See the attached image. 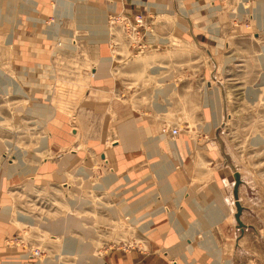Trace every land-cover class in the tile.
<instances>
[{
	"label": "rangeland",
	"instance_id": "rangeland-1",
	"mask_svg": "<svg viewBox=\"0 0 264 264\" xmlns=\"http://www.w3.org/2000/svg\"><path fill=\"white\" fill-rule=\"evenodd\" d=\"M220 259L264 264V0H0V264Z\"/></svg>",
	"mask_w": 264,
	"mask_h": 264
},
{
	"label": "crops",
	"instance_id": "crops-1",
	"mask_svg": "<svg viewBox=\"0 0 264 264\" xmlns=\"http://www.w3.org/2000/svg\"><path fill=\"white\" fill-rule=\"evenodd\" d=\"M90 9H92L91 7H90ZM90 17L91 16H87V18H86V20H89L90 19ZM91 31V33H92V36H89V39L91 40L90 42H92V43H95V42H97V43H99L98 41H95L94 39H96V37H94L93 35L94 34H98V33H100V32H97V31H93V30H90ZM95 32H97V33H95ZM104 32V31H103ZM102 33V32H101ZM99 36H101V34H99ZM74 45V44H73ZM75 46V45H74ZM76 48V46L74 47V49ZM98 72V71H97ZM130 137V136H129ZM125 140H126V148L127 149H129L130 147H131V145L133 144V142H132V139L130 138H128V140H127V137H125ZM151 140V139H150ZM152 141H154V139L152 140ZM151 142H149V144H150ZM152 150L153 151H156V145L155 144H153V145H151L150 146V153H153L152 152ZM107 160V159H106ZM168 163H170L169 161H165V159H163V160H161V161H159L158 163H157V165H158V170H157V175L159 176V178H162L163 179V177L169 172V170H168V168H167V165H168ZM170 168H173V163L171 162V164H170ZM162 171V172H161ZM115 179V176L113 175V174H111V173H109L108 174V176H107V178H105V180H104V185H106V187L108 186V185H110L112 182H113V180ZM130 180V178H128L127 177V180ZM164 180V179H163ZM170 184L169 183H167V184H165L164 185V187H163V190H164V192H169V190H170ZM178 200L179 199H181L183 196H184V194H185V189H184V191H183V189H181V190H179L178 191ZM153 198H155L154 200H156L157 198H158V195L157 196H153ZM190 202H191V205L195 208V210H196V212L198 213V218H197V220H195V221H193V222H190V227H188V228H184L180 223H179V221H178V219H176V218H173V215H176V213L174 212V211H171L170 210V216H171V218L174 220V222H175V226L177 227V230H178V232L180 233V235L183 233V232H185L186 230L187 231H191V230H195V229H197V228H200L201 230H208V229H210V226L213 224V221L214 222H220L222 219L220 218V215H219V213H218V206L217 205H214L213 204V206L212 205H210V209L208 210L207 209V204L206 203H203V204H201V203H197L194 199H191L190 200ZM146 203V202H145ZM140 205V204H139ZM166 209L167 208H163V210H165L166 211ZM134 212L136 213L137 211H127V213H131V214H134ZM182 213H184V210H182ZM185 214V213H184ZM71 222L73 223V221L71 220ZM149 225V224H148ZM148 225H144V226H142V227H148ZM180 228V229H179ZM185 230V231H184ZM54 232H60V231H58L57 229L54 231ZM198 233H196V234H194V235H197ZM202 236V235H201ZM181 237H182V235H181ZM195 237V236H194ZM183 238V241L180 243V244H182L181 246H179L178 247V244L177 245H175V246H173V247H170V248H168V249H164V250H167V251H169V254H179V255H182L183 257H182V259H184V261H188V258H187V255H185L184 253H185V251L184 250H186L187 252H189L190 254H193V250H194V247L192 246V244L191 245H189L187 242H185V241H188V240H193V238H191V237H187V238H190V239H187L186 237H182ZM69 239H71V238H68L67 239V243H66V246H67V250H66V248H65V254H68V255H73V250L72 249H70L69 250V246H72L73 247V242L72 241H68ZM185 239H187V240H185ZM191 240V241H192ZM198 245H199V247L200 248H202L203 250H206L211 256H213V258H215V260H217L218 259V254L216 255V253H215V251L218 249H216L215 248V243H214V245H212V246H207L206 244H204L203 243V240H201L199 243H198ZM178 247V248H177ZM175 256H177V255H175ZM86 258H88V255H86ZM221 259L218 261V264H221Z\"/></svg>",
	"mask_w": 264,
	"mask_h": 264
},
{
	"label": "bare ground",
	"instance_id": "bare-ground-1",
	"mask_svg": "<svg viewBox=\"0 0 264 264\" xmlns=\"http://www.w3.org/2000/svg\"><path fill=\"white\" fill-rule=\"evenodd\" d=\"M74 45L72 46V49L74 50ZM172 133H173V131H172ZM174 134V133H173ZM175 135V134H174ZM162 172V171H161ZM180 229V228H179ZM185 231V230H184ZM184 233V237L186 236V237H190V236H194V233L192 232V230L191 231H185V232H183ZM205 235V234H204ZM211 237V236H210ZM211 241H212V239H211ZM212 243H213V241H212ZM70 249V248H69ZM72 253H75V252H72Z\"/></svg>",
	"mask_w": 264,
	"mask_h": 264
},
{
	"label": "built area",
	"instance_id": "built-area-1",
	"mask_svg": "<svg viewBox=\"0 0 264 264\" xmlns=\"http://www.w3.org/2000/svg\"><path fill=\"white\" fill-rule=\"evenodd\" d=\"M163 132L168 133V131H167L166 129H164V128H163ZM173 133H174L175 135H177V134H178V130H177V129L173 130ZM35 254H36V255H39L40 252L37 251V252H35Z\"/></svg>",
	"mask_w": 264,
	"mask_h": 264
}]
</instances>
